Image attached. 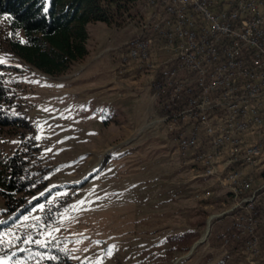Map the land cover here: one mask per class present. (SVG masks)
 <instances>
[{
  "label": "rangeland",
  "instance_id": "obj_1",
  "mask_svg": "<svg viewBox=\"0 0 264 264\" xmlns=\"http://www.w3.org/2000/svg\"><path fill=\"white\" fill-rule=\"evenodd\" d=\"M139 11L136 1L112 28L93 25L89 57L58 77L29 67L0 45L7 61L0 64V77L10 91L3 108L16 120L0 127V160L37 149L33 171L46 182L15 212L6 213L0 195L4 245L21 241L11 248L15 255L8 251L0 258L34 261L49 246L70 264H213L218 247H212V220L229 207L226 195H219L226 189L196 197L213 181L195 179L200 171L182 166L176 143L152 123L160 114L147 78L108 84L120 81L115 50L135 35ZM210 219L206 241L179 261L205 236ZM48 232L51 237L42 235Z\"/></svg>",
  "mask_w": 264,
  "mask_h": 264
},
{
  "label": "built area",
  "instance_id": "obj_2",
  "mask_svg": "<svg viewBox=\"0 0 264 264\" xmlns=\"http://www.w3.org/2000/svg\"><path fill=\"white\" fill-rule=\"evenodd\" d=\"M139 26L115 51V76L141 80L160 125L195 179L223 187L233 205L219 239L249 264L264 258V184L254 188L264 145V0H137ZM213 191L197 193L207 198ZM211 221V223H212ZM211 231V230H210Z\"/></svg>",
  "mask_w": 264,
  "mask_h": 264
},
{
  "label": "trees",
  "instance_id": "obj_3",
  "mask_svg": "<svg viewBox=\"0 0 264 264\" xmlns=\"http://www.w3.org/2000/svg\"><path fill=\"white\" fill-rule=\"evenodd\" d=\"M136 1L0 0V22H3L0 23V36L3 37L0 45L29 67L47 76L58 77L89 55L90 24L100 22L112 26ZM9 100L10 91L0 77V127H8L16 122L7 117L8 112L3 108ZM31 151L29 155L23 153L0 160V195L8 203L6 213L17 211L26 203L25 198L46 187L43 176L33 171L34 164L31 162L39 150L31 148ZM21 194L23 197L17 199L16 195ZM9 201L14 204L10 205ZM38 203L34 206L40 205ZM20 242L11 241L7 247L4 243L0 244V255L8 251L14 253L11 248L18 247ZM61 252L47 246L40 251V256H43L37 260L15 257L9 264H70Z\"/></svg>",
  "mask_w": 264,
  "mask_h": 264
},
{
  "label": "crops",
  "instance_id": "obj_4",
  "mask_svg": "<svg viewBox=\"0 0 264 264\" xmlns=\"http://www.w3.org/2000/svg\"><path fill=\"white\" fill-rule=\"evenodd\" d=\"M93 25H96V23L90 24L89 28H88L89 29V35H90L89 44H90L91 39L93 37L92 34H91V28L93 27ZM106 26H108V25H106ZM109 28H112V27H109ZM95 39L97 41V38H95ZM88 57H89V55H88ZM86 59H87V57H86ZM124 81L125 80H123V79H120V81L113 80V81H109L108 84L112 85V83H113L114 85H116V87H119L120 85L122 86L124 84ZM261 114H262V117L264 119V100H263V104H262V108H261ZM152 123H154V122H152ZM248 139H250L252 141L253 140L256 141V140L260 139L259 141H261L263 143V145H264V127L261 130V133H259V135H257L256 137L248 136ZM245 171L247 173L252 174V176L254 178V188H258L259 186H262L264 184V153H263V157L261 159L260 165H259V167L257 169L246 168ZM206 180H209V179H206ZM205 185H207V186H205V187L203 186L204 188L202 190H197V191L204 192V191H207L208 189H211L213 191V195H214V193L218 192V191H216L217 189H219V188L222 189L223 188V187L213 186V182L211 184H208L207 182H205ZM223 189H225V188H223ZM224 191L225 192L223 194H219V195H226L225 199L226 200H230V204H229V207L227 209L223 210V212L227 211L233 205V201H232V198L230 197V194L227 192V190H224ZM218 215L219 214H217L215 216L218 217ZM229 222H230V218L229 217L219 218L215 222V225H214L215 228H214L213 231H214V240L216 241V243H217V241H220L219 237H220L224 227L227 224H229ZM216 243H214V245L212 244L213 248L215 246L218 247L217 249L216 248L214 249V253H215L214 256L215 257H214L213 264H249L246 261L245 257L241 254V248L237 244H234L233 246H231L229 248H223L222 246L221 247L218 246V244H216ZM184 260H188V258L184 259ZM256 264H264V258L262 260H258L256 262Z\"/></svg>",
  "mask_w": 264,
  "mask_h": 264
},
{
  "label": "snow or ice",
  "instance_id": "obj_5",
  "mask_svg": "<svg viewBox=\"0 0 264 264\" xmlns=\"http://www.w3.org/2000/svg\"><path fill=\"white\" fill-rule=\"evenodd\" d=\"M7 61L0 57V64H5ZM18 66V65H17ZM83 203V202H81ZM41 209L43 208V205L40 206ZM27 219V218H26ZM2 223V222H0ZM55 231H59V229H55ZM8 234L7 233H3L2 235H0V244L4 243L5 240H4V237L7 236ZM44 235L45 237H51V232H48V233H44L42 234ZM8 243H11V241H7ZM49 241L47 239H45L44 241L40 240V239H36V240H32V239H25L24 240V243H35V244H38L40 246H46V244L48 243ZM18 251H23V249H18ZM12 255H15V253H13ZM52 259H54V257H51ZM11 260V256H8V257H5V258H0V264H9V261ZM17 264H19V262H17Z\"/></svg>",
  "mask_w": 264,
  "mask_h": 264
},
{
  "label": "water",
  "instance_id": "obj_6",
  "mask_svg": "<svg viewBox=\"0 0 264 264\" xmlns=\"http://www.w3.org/2000/svg\"><path fill=\"white\" fill-rule=\"evenodd\" d=\"M210 224H211V223H210V220H209V221H208V229H207L206 235H205L201 240H199V241H198V242L192 247V249H191V251L189 252L188 255H186V256L180 258L179 261L191 257V256L194 254V251L196 250V248H198L201 244H203V243L206 241V238H207L208 234L210 233V232H209V226H210Z\"/></svg>",
  "mask_w": 264,
  "mask_h": 264
},
{
  "label": "bare ground",
  "instance_id": "obj_7",
  "mask_svg": "<svg viewBox=\"0 0 264 264\" xmlns=\"http://www.w3.org/2000/svg\"><path fill=\"white\" fill-rule=\"evenodd\" d=\"M210 223H211V219H210ZM211 225H212V223L210 224V226H209V232H210V230H211ZM206 235V234H205ZM209 235V234H208Z\"/></svg>",
  "mask_w": 264,
  "mask_h": 264
}]
</instances>
